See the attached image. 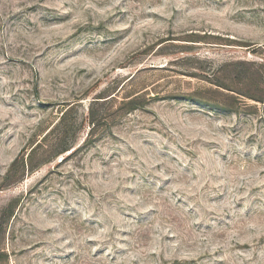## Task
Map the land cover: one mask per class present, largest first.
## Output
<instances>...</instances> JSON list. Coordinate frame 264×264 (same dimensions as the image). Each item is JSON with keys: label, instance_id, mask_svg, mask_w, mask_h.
<instances>
[{"label": "rangeland", "instance_id": "obj_1", "mask_svg": "<svg viewBox=\"0 0 264 264\" xmlns=\"http://www.w3.org/2000/svg\"><path fill=\"white\" fill-rule=\"evenodd\" d=\"M70 103L74 148L5 180ZM0 248L264 264V0H0Z\"/></svg>", "mask_w": 264, "mask_h": 264}, {"label": "trees", "instance_id": "obj_2", "mask_svg": "<svg viewBox=\"0 0 264 264\" xmlns=\"http://www.w3.org/2000/svg\"><path fill=\"white\" fill-rule=\"evenodd\" d=\"M135 100H137V97L131 98L127 102L130 110L137 108L132 105ZM71 104L72 103L67 105L62 111L59 121L49 128L39 140L34 142L33 145L28 148L29 150L24 149L16 157L6 174L5 180L10 181L11 183H17L21 181L27 173L33 172L41 166L51 163L59 156L64 155L74 148L75 140L70 139V128L67 124L69 114L76 110L75 104ZM75 123L77 122L75 121L73 126ZM93 133H95V126L91 129L89 135L93 136ZM78 149L79 148H76L75 151ZM65 159L66 158L62 159V161ZM4 250L5 249L0 248V256L5 257L6 259L7 255ZM1 260L2 259H0V262Z\"/></svg>", "mask_w": 264, "mask_h": 264}]
</instances>
